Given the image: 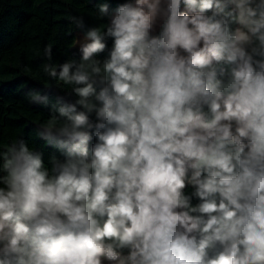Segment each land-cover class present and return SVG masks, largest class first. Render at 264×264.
<instances>
[{
    "label": "clouds",
    "instance_id": "9594fccd",
    "mask_svg": "<svg viewBox=\"0 0 264 264\" xmlns=\"http://www.w3.org/2000/svg\"><path fill=\"white\" fill-rule=\"evenodd\" d=\"M97 7L27 91L60 155L0 151V264H264V0Z\"/></svg>",
    "mask_w": 264,
    "mask_h": 264
},
{
    "label": "trees",
    "instance_id": "16d2710c",
    "mask_svg": "<svg viewBox=\"0 0 264 264\" xmlns=\"http://www.w3.org/2000/svg\"><path fill=\"white\" fill-rule=\"evenodd\" d=\"M125 0H0V59L12 53L19 43L32 30H45L48 45L52 46L53 63H63L73 56L79 60L81 55L71 51L74 33L81 30L73 17H83L88 27L106 28L108 17H102L98 4L108 3L110 13ZM183 8V6H182ZM44 31V32H45ZM39 32V31H38ZM108 48L113 41L108 40ZM107 56V51L99 58ZM48 87H53L50 94L64 95L72 86L63 85L58 80L49 78ZM58 88L59 91L56 89ZM52 114L33 110L27 90L13 84L0 94V151L23 137L30 147L44 152L45 162L50 154L60 153L52 147L45 146L37 134V126L46 123ZM94 142V141H93ZM2 175V173H0ZM188 188L186 191L190 192ZM193 204L197 199L193 198Z\"/></svg>",
    "mask_w": 264,
    "mask_h": 264
},
{
    "label": "rangeland",
    "instance_id": "374dc122",
    "mask_svg": "<svg viewBox=\"0 0 264 264\" xmlns=\"http://www.w3.org/2000/svg\"><path fill=\"white\" fill-rule=\"evenodd\" d=\"M183 11V8H181ZM39 31V32H38ZM45 30H32L15 48V50L0 59V94L7 87L18 84L26 89L42 90L43 86H48L49 78L43 72V65L47 63L43 50L48 45V36ZM84 33L77 31L74 33V41L71 51L81 55L77 40L82 38ZM27 83V85L25 84ZM32 109L46 114L47 108L40 105L31 104ZM104 264H108L104 261Z\"/></svg>",
    "mask_w": 264,
    "mask_h": 264
}]
</instances>
